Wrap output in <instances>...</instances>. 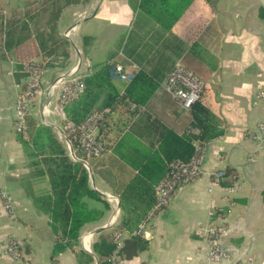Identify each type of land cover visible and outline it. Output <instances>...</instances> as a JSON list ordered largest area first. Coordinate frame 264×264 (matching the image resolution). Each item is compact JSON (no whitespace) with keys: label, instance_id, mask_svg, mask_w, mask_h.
Segmentation results:
<instances>
[{"label":"crops","instance_id":"obj_1","mask_svg":"<svg viewBox=\"0 0 264 264\" xmlns=\"http://www.w3.org/2000/svg\"><path fill=\"white\" fill-rule=\"evenodd\" d=\"M0 2V264H15L6 250L12 237L23 242L28 264H79L81 249L98 264L103 240L114 246L103 255L108 264H264V0H191L169 27L143 8L142 0ZM27 62L39 64L42 78L51 83L62 73L86 76L109 65L120 94L139 73L155 85L137 113L116 110L105 130L99 128L109 145L86 168L89 185L109 208L82 228L77 245L59 253L42 207L51 193L44 161L51 155L33 152L42 126L55 133L64 121L43 118L42 94L31 104L26 133L16 130L17 98L27 75L20 65ZM178 63L204 80L200 102L216 116L221 134L204 143L202 174L181 185L164 211L150 216L155 202L142 223L121 228L120 196L140 168L168 162L166 152L183 159L194 152L196 139H187L192 111L164 88ZM115 65L131 78H113ZM58 94L59 88L53 101ZM2 192L11 196L15 217ZM103 194H113L118 203ZM89 203L104 209L99 201ZM215 246L224 253L212 256Z\"/></svg>","mask_w":264,"mask_h":264},{"label":"trees","instance_id":"obj_2","mask_svg":"<svg viewBox=\"0 0 264 264\" xmlns=\"http://www.w3.org/2000/svg\"><path fill=\"white\" fill-rule=\"evenodd\" d=\"M190 1L142 0V6L153 11L156 18L167 21L165 26L169 27L180 16L184 7ZM260 15L264 17V8L261 9ZM24 64H21L20 68L26 73ZM37 65L39 66V64ZM109 68V65L102 66L92 74L83 77L85 83L84 94L65 107V112L70 121L80 125L92 110L107 109L100 122V128L105 130L106 121L114 111L131 112L134 115L138 110L131 108L132 103H136L138 106L145 105L155 91V85H150L147 76L139 73L129 81L124 93L120 94L114 85V80L110 77ZM191 111L192 121L187 136L189 141L198 139L205 143L207 140L221 134L217 118L207 106L199 101L192 106ZM191 128L197 129L198 132H190ZM105 135L106 132L103 135L100 133L99 139L105 145V148H108L109 144L104 141L107 138ZM21 136L26 143V137L23 134ZM67 137L74 144L72 135L69 132ZM56 138V134L50 127L42 126L34 139L37 153L33 152V156L37 157L39 153L51 155L44 159L48 164L51 193L43 197L42 207L49 216L55 235L54 252L59 253L68 247L73 248L75 244L77 245L82 228L87 223L101 219L105 214V208L108 209L109 205L102 195L89 185V170L84 162L73 160L67 146L58 142ZM77 153L78 156L81 155V153ZM193 155L194 152L190 157ZM166 156L169 158L168 162L162 163L159 160L155 169H151L150 165L141 167L139 177L133 180L121 194V204L124 211L121 228L132 229V226H138L143 222L156 202L155 186L167 174L169 162L177 159H190V157L189 159L179 158L167 152ZM39 162L37 158L33 161L36 166L39 165ZM152 170L163 172L158 175ZM91 200L103 203L104 209L91 207L89 203ZM106 241L103 240L101 247L98 249V264H108L103 255L105 252L112 253L114 250L112 243ZM137 243L140 249H144L146 246L140 234L137 235ZM76 253L79 264H95L96 258L93 254L83 249Z\"/></svg>","mask_w":264,"mask_h":264},{"label":"built area","instance_id":"obj_3","mask_svg":"<svg viewBox=\"0 0 264 264\" xmlns=\"http://www.w3.org/2000/svg\"><path fill=\"white\" fill-rule=\"evenodd\" d=\"M8 3L9 0H1ZM25 65L26 82L20 89L16 104V130L23 134L28 129L27 117L32 102L37 96L45 94L41 113L46 120L48 117L59 116L64 122L56 126L58 133L67 144L71 158L76 161L84 162L89 168V159L101 156L106 150L105 145L99 139L100 122L107 109L92 110L80 125L70 121L65 112V107L79 99L85 92L84 75L77 76L75 70L60 74L54 82H47L42 78V70L36 63L27 62ZM113 78L129 80L131 75L125 71L122 65H115L111 70ZM44 84L48 85V87ZM204 80L193 70L182 63H178L169 73L164 81V88L173 96L178 98L182 105L191 109L194 104L200 101L204 89ZM59 88L56 97L55 89ZM132 109H141L136 103H132ZM195 132L197 130H194ZM72 135V140L68 139L67 133ZM194 155L189 160H173L169 162V170L165 177L156 185L157 200L150 216L164 211L170 204L175 192L181 185L195 181L202 174V163L204 160V142L196 139L194 142ZM81 153L78 156V153ZM223 173H219L222 176ZM6 208L15 217L12 209V198L7 192H2ZM111 201L118 203V199L113 194L108 197ZM119 208H116V212ZM112 221V219L110 220ZM210 231V232H209ZM209 234L212 238L216 235V228H211ZM117 242L120 240V233L115 236ZM8 254L12 256L15 264H28V260L23 255V242L17 238H10L6 248ZM220 247L215 246L212 256L223 254ZM113 256V260L116 258Z\"/></svg>","mask_w":264,"mask_h":264},{"label":"rangeland","instance_id":"obj_4","mask_svg":"<svg viewBox=\"0 0 264 264\" xmlns=\"http://www.w3.org/2000/svg\"><path fill=\"white\" fill-rule=\"evenodd\" d=\"M43 80H44V81H46V79H44V78H43ZM46 84H48V83H47V81H46ZM46 87H48V85H46ZM52 120L54 121V120H55V117H54V118H52ZM48 122H49V123H51V121H50V120H48ZM54 124H55V123H54ZM62 124H63V123H62V122H60V124H59V125H62ZM55 133H56V136H57V137H59V139H60V140H62V138L60 137V135H59V133H58V130H57V128H55ZM62 141H63V140H62Z\"/></svg>","mask_w":264,"mask_h":264},{"label":"water","instance_id":"obj_5","mask_svg":"<svg viewBox=\"0 0 264 264\" xmlns=\"http://www.w3.org/2000/svg\"><path fill=\"white\" fill-rule=\"evenodd\" d=\"M103 195H105V196L109 197V194H103ZM118 207H120V206H118Z\"/></svg>","mask_w":264,"mask_h":264}]
</instances>
